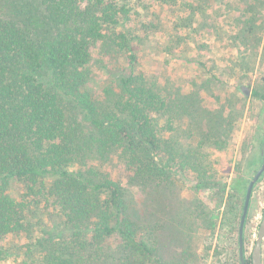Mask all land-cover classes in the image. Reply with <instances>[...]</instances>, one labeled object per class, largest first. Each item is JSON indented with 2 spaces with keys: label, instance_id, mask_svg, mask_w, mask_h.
<instances>
[{
  "label": "trees",
  "instance_id": "1",
  "mask_svg": "<svg viewBox=\"0 0 264 264\" xmlns=\"http://www.w3.org/2000/svg\"><path fill=\"white\" fill-rule=\"evenodd\" d=\"M137 1L0 0V264L183 262L164 258L181 232L168 226L173 198L162 162L175 155L177 169L190 164L198 172V188L226 190L228 184L210 172L207 154L185 151L182 134L164 137V129H177L184 99L139 68L142 38L128 21ZM158 1L180 4L192 22L209 5ZM237 1L242 15L244 2L256 13L264 5ZM145 27L152 23L138 28ZM103 47L121 53L130 71L118 77V90L108 87L97 100L87 85L94 54ZM253 94L264 100L260 90ZM188 98L197 103V92ZM218 128H212L216 138ZM192 133L202 148L203 134ZM252 143L255 160L231 184L243 194L264 162V105ZM115 156L127 180L142 189L137 205L121 178L102 169ZM239 209L233 201L230 222ZM198 216L210 222L211 210L200 202L187 212L189 229L195 230Z\"/></svg>",
  "mask_w": 264,
  "mask_h": 264
},
{
  "label": "rangeland",
  "instance_id": "2",
  "mask_svg": "<svg viewBox=\"0 0 264 264\" xmlns=\"http://www.w3.org/2000/svg\"><path fill=\"white\" fill-rule=\"evenodd\" d=\"M208 4L203 7L205 13L192 22L183 10H179L182 9L180 4L172 7L158 0H138L132 3L134 11L128 20L135 25L134 33L142 38L139 68L152 73L161 87L179 90L184 99L180 101L183 102L181 118L174 120L177 129H164V137L178 139L177 135L182 134L179 140L183 149L207 154L204 156L211 163L210 172L228 184L222 192L201 189L196 186L198 172L190 164L182 170L177 169L174 163L178 158L172 154L162 162L167 174L165 189L173 198V208L167 216L168 226L181 232L165 249L164 258L183 260L173 264H241L238 241L246 192L234 191L231 184L245 177L248 163L255 160L252 141L264 105V100L253 94L255 89L264 93V5H259L256 13L250 9L251 1L244 2L242 15L238 12L243 10L237 0H208ZM146 21L152 23L150 29L138 28ZM103 49L94 54L87 85L97 100L104 99L108 87L118 90V77L130 71L121 53L112 47ZM195 92L197 103L188 98ZM214 126H219V138L214 136ZM192 132L203 134L202 148L198 145V137L192 138ZM198 155L196 158L203 157L200 152ZM155 160L161 162L163 159L156 153ZM117 161L115 156L114 162L106 161L102 169L121 178L137 205L142 189L127 180L128 172ZM233 201L240 209L232 223L229 220L233 219L230 215ZM200 202L211 210L210 222L198 216L195 230L189 229L186 213ZM263 214L264 178L254 188L246 222L244 243L249 260H252ZM157 233L155 228L151 242ZM152 264L161 262L153 261Z\"/></svg>",
  "mask_w": 264,
  "mask_h": 264
},
{
  "label": "water",
  "instance_id": "3",
  "mask_svg": "<svg viewBox=\"0 0 264 264\" xmlns=\"http://www.w3.org/2000/svg\"><path fill=\"white\" fill-rule=\"evenodd\" d=\"M264 174V162L258 171L254 174V176L249 181L247 191H246V198L245 203L243 206L242 217L240 221L239 227V251H240V262L241 264H248L247 263V255H246V247H245V229H246V222L250 212V206L252 202L253 192L256 184L260 181V178ZM264 242V214L263 219L260 225L258 237L255 241V246L252 251V264H263V243Z\"/></svg>",
  "mask_w": 264,
  "mask_h": 264
}]
</instances>
